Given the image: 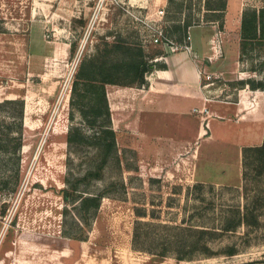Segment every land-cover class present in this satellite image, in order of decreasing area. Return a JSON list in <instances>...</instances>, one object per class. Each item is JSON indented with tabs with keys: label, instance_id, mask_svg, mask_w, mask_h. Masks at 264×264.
Returning a JSON list of instances; mask_svg holds the SVG:
<instances>
[{
	"label": "rangeland",
	"instance_id": "rangeland-1",
	"mask_svg": "<svg viewBox=\"0 0 264 264\" xmlns=\"http://www.w3.org/2000/svg\"><path fill=\"white\" fill-rule=\"evenodd\" d=\"M168 6V0H0V101H25L23 145L16 155L0 153V264H264V169H259L255 155L249 156L241 180L234 145L238 141L260 145L264 140V86L252 88L237 82L248 78L264 82V47L241 53L242 15L246 9L263 7L264 0H227L220 21L206 20L213 17L206 0H175L171 12ZM128 7L151 18L163 7L166 26L167 15L177 22L189 13L200 19L189 28L193 45L210 53L208 41L213 35L214 45L221 50L216 55L212 49L221 72L202 71L216 88L211 98L243 101L241 112L249 113L251 121L238 128L228 120L235 119L234 112H228L225 119L213 117L212 141L206 137L192 141L178 156L150 153L166 149L172 140L189 138V127L180 130L176 123L162 122L157 128L149 122L144 129L150 134L139 138L143 154L131 148L130 131L118 134L117 155L104 167L103 178L89 186L95 192L108 187L109 192L90 215L86 239H74L64 230L80 232L83 221L61 190L68 175L94 168L99 156L92 145L97 128L87 125L79 112L70 116L69 96L78 66L103 38L112 41L118 35L141 42L149 54L161 52L155 61L164 60L167 52L164 44L145 39L127 14ZM213 23L217 25L214 32ZM71 43L76 44L74 54ZM15 108L8 106L0 113L8 115ZM190 118L199 123V116ZM73 126L91 137L90 145L78 151L68 145L67 134ZM156 133L160 137L152 138ZM194 147L200 150L197 174L218 179L225 171L236 185L194 181L196 156H190ZM112 183L118 184L113 190ZM65 208L69 211L64 212ZM244 213L249 222L238 225ZM138 220L217 230L215 237L205 234L204 239L198 231V238L217 253L207 255L198 249L193 258L179 261L175 251L160 259L134 249ZM138 227L156 239L184 235L177 228ZM229 246L236 248L233 255L224 251Z\"/></svg>",
	"mask_w": 264,
	"mask_h": 264
},
{
	"label": "trees",
	"instance_id": "trees-1",
	"mask_svg": "<svg viewBox=\"0 0 264 264\" xmlns=\"http://www.w3.org/2000/svg\"><path fill=\"white\" fill-rule=\"evenodd\" d=\"M168 11H172L175 0H168ZM184 2H179V7ZM206 8L213 13V17H206V20L216 21L222 18L223 12L226 11L227 0H206ZM170 21L165 27L166 35L172 39L183 42L189 28L199 24L200 19L191 13L187 14L183 20L177 22L176 18L167 15ZM264 47V6L256 9H246L241 19V53L244 54L249 48ZM76 51V44L71 43V54ZM161 52L157 51L152 54L146 52L144 46L139 41H131L126 37L118 35L110 41L103 38L102 42L96 46V51L92 54L85 55L76 72L72 83L70 96V116L74 117L76 112L83 117L87 125L97 128L92 138V143L98 151V162L94 168L88 169L83 174L66 177L67 185L62 188L61 192L66 203L71 204L80 216L83 224L80 232L64 230V234L74 239H86V231L90 227V215L95 214L102 204L103 197L109 192V188H103L98 192L89 190V186L95 181L102 179L104 176V167L109 160L119 150L118 132L113 128L112 113L107 95V85L116 84L121 86H143L147 83L146 75L154 68L165 67L166 64L153 60ZM238 84H248L252 88L264 86L263 81H256L252 78L241 79ZM8 106L17 107L8 115L0 113V153L4 155H16L23 145L24 130V112L25 101L23 98H6L0 101V111ZM90 136L79 126H73L67 134V143L78 151L82 146L90 145ZM78 149V150H77ZM255 155L259 160V169H264V140L260 145L246 146L243 149V178L245 176V163L249 156ZM257 161V159H256ZM117 183L111 184V189H115ZM18 185L15 187V190ZM69 211L65 208L64 212ZM145 215V214H139ZM248 215L242 214L239 217L238 225L248 223ZM133 235V247L138 250H146L156 255L160 259L166 258L172 251L174 257L181 261L191 259L198 249L200 252L212 255L217 252L212 250L206 240L208 237H215L217 230L200 229L187 225H170L162 222H141L138 220ZM139 224L146 226L155 225L162 228H177L183 231V237L179 235H167L163 238L156 239L151 233L145 234L139 231ZM223 229H232L225 226ZM189 230L188 234L186 231ZM198 231L201 235L198 238ZM191 232H194L193 234ZM185 236V237H184ZM148 241H155L161 244L153 246L146 244ZM158 249V250H157ZM229 255L236 252L234 246H229L224 250Z\"/></svg>",
	"mask_w": 264,
	"mask_h": 264
},
{
	"label": "crops",
	"instance_id": "crops-1",
	"mask_svg": "<svg viewBox=\"0 0 264 264\" xmlns=\"http://www.w3.org/2000/svg\"><path fill=\"white\" fill-rule=\"evenodd\" d=\"M213 28V32L216 30V23L210 24ZM214 34V33H213ZM213 35L208 41L211 52L202 49L198 44L193 45L190 41L193 49V53H189L186 50H179L176 52H166L164 60L160 61L165 63V67L154 68L147 75V83L145 85L134 86H121L116 84L107 85V95L109 99L110 109L112 113L113 128L122 136L125 130L130 131V143L131 148L136 150L138 154L144 153V145L142 141H139L140 137H146L150 133L145 131L144 126H148V123H154L159 128L158 124L164 122L166 125L170 123H176L180 130L184 128H191L192 132L189 138H183L181 140H172L173 143L167 145L166 149H157L152 153L155 156H178L182 150H188L189 145L196 142L201 138H208L210 142L214 138V134L210 132L213 127L210 119L218 117L225 119L228 112L235 113V119H229L234 122L235 126L239 128L243 123L251 121L250 115L243 114L241 111L244 107L243 101L240 103L226 101L221 102L211 98L205 99L206 96H211V92L216 89L214 87L203 85L209 83L210 80L205 79V72H221L217 68L219 65V58L213 54ZM209 57L211 58L210 60ZM216 67V68H215ZM215 71H212V70ZM208 90L209 93H208ZM217 104H220L218 106ZM226 106V110L223 106ZM238 105V107H234ZM199 109L207 107L209 114V129H205L201 117L194 112V108ZM237 111V113H236ZM240 112L243 115H239ZM146 113V116L143 114ZM195 115L199 123L190 122L191 116ZM148 115V116H147ZM238 115V116H237ZM245 115V116H244ZM163 118V119H161ZM163 120V121H162ZM258 120H255L256 122ZM193 123V124H192ZM209 130V131H208ZM160 133H156L152 138L160 137ZM172 138V136H170ZM236 146L235 153L236 158L239 160L241 180L243 179V149L246 147L244 141H238L234 143ZM252 146V145H250ZM200 150L194 147V151L190 156H196L194 159V171L193 178L197 183H216L222 185H236L232 183V177H227L224 174L218 176V179H210L211 175L203 173L197 174V162L199 158Z\"/></svg>",
	"mask_w": 264,
	"mask_h": 264
},
{
	"label": "built area",
	"instance_id": "built-area-1",
	"mask_svg": "<svg viewBox=\"0 0 264 264\" xmlns=\"http://www.w3.org/2000/svg\"><path fill=\"white\" fill-rule=\"evenodd\" d=\"M126 12L130 16L131 20L137 25V29H139V32L143 34L146 40L149 37L150 42L164 44L167 48V52H176L182 49L188 51L189 53H193L192 45L190 43L192 40L190 31H188L183 42H178L166 35L165 8L160 7L152 18L148 14H142L130 7L126 8ZM212 49L216 55H218V52L221 51L217 50L214 43L212 45ZM209 59L211 58L209 57ZM211 77L212 76L208 74L207 78L210 79ZM212 84L213 82L210 80L209 83H206L203 86L208 87ZM209 91L210 90H208V93ZM205 99L210 100L211 96H206ZM194 112L200 115L204 128L209 129L208 108L204 107L199 109L195 107Z\"/></svg>",
	"mask_w": 264,
	"mask_h": 264
},
{
	"label": "bare ground",
	"instance_id": "bare-ground-1",
	"mask_svg": "<svg viewBox=\"0 0 264 264\" xmlns=\"http://www.w3.org/2000/svg\"><path fill=\"white\" fill-rule=\"evenodd\" d=\"M70 97V96H69Z\"/></svg>",
	"mask_w": 264,
	"mask_h": 264
}]
</instances>
